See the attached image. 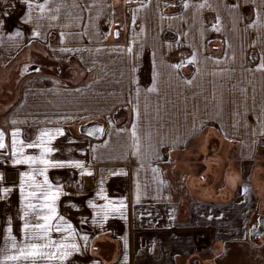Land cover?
Segmentation results:
<instances>
[{
    "label": "crops",
    "instance_id": "1",
    "mask_svg": "<svg viewBox=\"0 0 264 264\" xmlns=\"http://www.w3.org/2000/svg\"><path fill=\"white\" fill-rule=\"evenodd\" d=\"M0 21L2 264H264V0H0ZM46 148L66 166L16 163ZM43 215L79 250L5 260Z\"/></svg>",
    "mask_w": 264,
    "mask_h": 264
},
{
    "label": "snow or ice",
    "instance_id": "2",
    "mask_svg": "<svg viewBox=\"0 0 264 264\" xmlns=\"http://www.w3.org/2000/svg\"><path fill=\"white\" fill-rule=\"evenodd\" d=\"M22 2L26 3L29 7V9H32L34 7H38L41 10H44L48 0H45V3L43 4H38V5H33L31 3V0H22ZM97 2V0H93V4H95ZM185 7H188V4L184 5ZM205 5H201V7H204ZM8 13H5V15H7ZM29 17H30V13H29ZM53 19H55V17H53ZM25 22H29L28 19H25ZM3 25V21H0V26ZM21 35L20 31L17 30L15 32V36L19 37ZM34 35H38V33H34ZM117 35H119V33H117ZM9 39H12L11 36H9ZM63 42V40H62ZM62 52H70L73 51L72 49H61ZM129 51H131V49H129ZM195 60V56H193V58L189 61V63L194 62ZM173 67H179V65H174ZM35 71H40L39 68H36ZM154 89H149V91H153ZM12 123H16L15 121H13ZM95 131L100 132L102 131V129H95ZM61 135L63 133H60ZM91 134V133H90ZM2 133H0V149L4 148V143L2 142ZM18 135V133L13 132L12 136H13V155H15V145H16V141H15V137ZM50 135L49 133H41V138H43L44 136H48ZM133 137H136V133H135V125L133 126ZM33 144H28L27 147L31 148L33 147ZM136 148V152H134V154H137V152L139 151V143H138V139L135 145ZM52 152L51 148H46L45 152L41 153V156L39 158L37 157H26L24 160H16V163H36L37 160L39 161V163L44 164L46 166H51V167H65L66 165H64L63 163L57 162L55 164H50L49 161L44 159V155L45 153H50ZM156 159H160L159 155H157ZM72 167H76V168H81L83 167V165L79 162H76L72 165H69ZM153 172L155 173H159V169L157 168H153L152 169ZM43 174V173H41ZM90 174V173H89ZM27 175V174H22V176ZM31 178V177H30ZM45 184H48L47 178L45 177L44 180ZM161 183H163V181H161ZM249 189L247 187L244 188V191H248ZM5 191H8L7 189ZM45 199H47V196H45ZM53 201L55 199V197L52 198ZM44 207H49L50 211L54 212V209L50 208L49 205H44ZM33 210L35 211V208L33 207ZM113 211H115V209H113ZM39 219H41L43 221V223H37L35 225H33V229H38L39 232L35 237H29V239H34V240H39V241H46L43 243H31V244H27L25 247L19 248L18 251V255H8L6 257H4L5 260L8 261H13V260H19L21 258L27 260V259H32L33 261H35L38 258H44V259H55L57 257V252H59V258L60 259H64L68 256L72 255L73 251H78V246L75 243L72 244H67V243H63V242H57V241H53L50 239L49 237V231L50 229H52L53 227H55L56 231H60L61 230V224L60 223H53L54 221V217L52 215H43L41 217H39ZM61 221L63 220V217L59 218ZM209 219H211V217H209ZM25 228H28L29 225L26 223ZM67 230H71V225H67ZM65 239H68V237H65ZM84 239L86 240L87 237L85 236ZM12 248H17V244L15 242L12 243L11 245ZM48 248H55L57 251L56 252H46L44 251V249H48ZM61 249H64V251H60ZM67 249H71L72 251H68ZM0 264H2V262H0Z\"/></svg>",
    "mask_w": 264,
    "mask_h": 264
},
{
    "label": "water",
    "instance_id": "3",
    "mask_svg": "<svg viewBox=\"0 0 264 264\" xmlns=\"http://www.w3.org/2000/svg\"><path fill=\"white\" fill-rule=\"evenodd\" d=\"M114 36H117V30L114 31ZM59 69V67H58ZM95 129H102V125L98 121H91L89 123H86L83 126V132L95 136L100 134V132L95 131ZM91 133V134H90ZM264 233V215H258L257 221L253 223L249 228V238L251 240L256 239L261 234Z\"/></svg>",
    "mask_w": 264,
    "mask_h": 264
},
{
    "label": "rangeland",
    "instance_id": "4",
    "mask_svg": "<svg viewBox=\"0 0 264 264\" xmlns=\"http://www.w3.org/2000/svg\"><path fill=\"white\" fill-rule=\"evenodd\" d=\"M28 55H30V53H28ZM72 62H73V61H72ZM44 66L47 67L46 65H44ZM45 69H46L45 71H47V68H45ZM30 70H32V69H30ZM61 70H62V69H61ZM63 70H64V69H63ZM62 72H63V71H62ZM263 136H264V135H262V136L260 137V141H262V139L264 138ZM199 147H200V144H199ZM201 149H202V151H204L205 148L202 147ZM206 150H207V147H206Z\"/></svg>",
    "mask_w": 264,
    "mask_h": 264
},
{
    "label": "trees",
    "instance_id": "5",
    "mask_svg": "<svg viewBox=\"0 0 264 264\" xmlns=\"http://www.w3.org/2000/svg\"><path fill=\"white\" fill-rule=\"evenodd\" d=\"M46 66H47L46 68H48L49 65H46ZM50 66H52L53 68L56 67V69H57L56 72H57L58 74L60 73V70H61V69H58V68H57L58 65H57V66H54V65L50 64ZM52 70H53V69H52ZM54 70H55V69H54ZM54 70H53V71H54ZM61 72H62V71H61ZM60 74H61V73H60Z\"/></svg>",
    "mask_w": 264,
    "mask_h": 264
}]
</instances>
